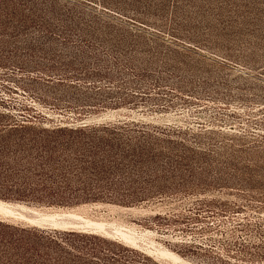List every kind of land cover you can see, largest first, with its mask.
Returning a JSON list of instances; mask_svg holds the SVG:
<instances>
[{"label": "rangeland", "instance_id": "1", "mask_svg": "<svg viewBox=\"0 0 264 264\" xmlns=\"http://www.w3.org/2000/svg\"><path fill=\"white\" fill-rule=\"evenodd\" d=\"M0 194L145 235L0 215V264H264V0H0Z\"/></svg>", "mask_w": 264, "mask_h": 264}, {"label": "bare ground", "instance_id": "2", "mask_svg": "<svg viewBox=\"0 0 264 264\" xmlns=\"http://www.w3.org/2000/svg\"><path fill=\"white\" fill-rule=\"evenodd\" d=\"M0 215H9L16 218L27 219L34 224L45 223L46 225L48 224L53 227H61L65 229L69 228V226L72 224L64 221L60 222L61 219L66 218L72 221L77 220L80 221V224L84 225L77 228L83 231L91 230L93 232H103L107 235L116 236L118 239H122L123 242H126L130 245L132 244L133 246H138L139 242L143 241L145 238V235L143 233H138L132 228L119 226L120 224L116 226V224L111 225L108 223L107 225L106 222H103L102 220H92L90 218L73 213L72 211H66L62 213L40 212L34 208L24 206L22 204L11 205L0 201ZM155 250L158 256H160L161 258L170 259L173 264H189L184 263L182 259L174 255L172 252L162 248L160 245H157L155 247Z\"/></svg>", "mask_w": 264, "mask_h": 264}, {"label": "trees", "instance_id": "3", "mask_svg": "<svg viewBox=\"0 0 264 264\" xmlns=\"http://www.w3.org/2000/svg\"><path fill=\"white\" fill-rule=\"evenodd\" d=\"M0 197L1 198H5V199H9V198L25 199L26 195H24V194H0ZM86 200H87V198L85 197L82 200H76V201H50V202H47V203H49V204H74V203H78L79 201H86ZM33 232L39 233V236L41 238H46L49 241H54V240L57 241L56 237H55L56 233L41 232V231H36V230H34ZM57 234L59 236H62V237L79 236V235L75 234L74 232H57ZM80 236H82V238L87 237L86 235H80Z\"/></svg>", "mask_w": 264, "mask_h": 264}]
</instances>
